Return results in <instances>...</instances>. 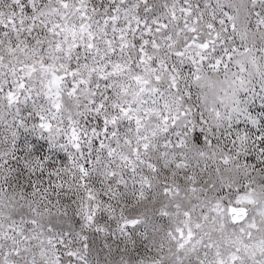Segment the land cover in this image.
<instances>
[{
	"label": "snow or ice",
	"instance_id": "obj_1",
	"mask_svg": "<svg viewBox=\"0 0 264 264\" xmlns=\"http://www.w3.org/2000/svg\"><path fill=\"white\" fill-rule=\"evenodd\" d=\"M0 264H264V0H0Z\"/></svg>",
	"mask_w": 264,
	"mask_h": 264
}]
</instances>
